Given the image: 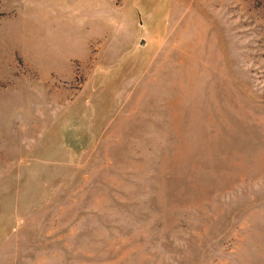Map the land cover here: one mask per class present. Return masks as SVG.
Listing matches in <instances>:
<instances>
[{"label": "rangeland", "instance_id": "1", "mask_svg": "<svg viewBox=\"0 0 264 264\" xmlns=\"http://www.w3.org/2000/svg\"><path fill=\"white\" fill-rule=\"evenodd\" d=\"M0 264H264V0H0Z\"/></svg>", "mask_w": 264, "mask_h": 264}]
</instances>
